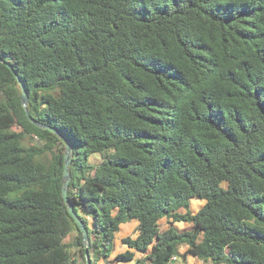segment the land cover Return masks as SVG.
<instances>
[{
    "label": "trees",
    "instance_id": "16d2710c",
    "mask_svg": "<svg viewBox=\"0 0 264 264\" xmlns=\"http://www.w3.org/2000/svg\"><path fill=\"white\" fill-rule=\"evenodd\" d=\"M0 57L62 135L0 62V264H264V0H0Z\"/></svg>",
    "mask_w": 264,
    "mask_h": 264
},
{
    "label": "water",
    "instance_id": "95a60500",
    "mask_svg": "<svg viewBox=\"0 0 264 264\" xmlns=\"http://www.w3.org/2000/svg\"><path fill=\"white\" fill-rule=\"evenodd\" d=\"M0 62L3 63L12 72V74L15 77V79L17 80V82H18V84L20 86V89H21V102H22V105H23V107H24V109L26 111L28 95H27L25 86L23 84V81L21 80L20 76L18 75V73L12 67V65L10 63L6 62L1 57H0ZM26 115H27V118L29 119V121L31 123H33L34 125H36L38 127H42V128L48 129L51 132H53V133L57 134L58 136L62 137V135L55 128L34 120L29 115V113L27 111H26ZM63 146L65 148L64 166H63V174H62V177L64 179V183L62 185L61 195H62V198L64 200V203L67 205L68 213L74 219V221H75V223H76V225L78 227V230L82 232V236H83V240H84V243H85V247H87L89 245V236H88L87 228H86L84 222L79 217V215L74 211V207H73L72 203L70 202V200L68 198V195H67V186H68V183H69V180H70V172L68 171V167H69L70 162H71V157H70L71 144H70V142L68 140L64 139ZM84 256H85V264H90V262H91L90 261V256H89V253L87 251H85V255Z\"/></svg>",
    "mask_w": 264,
    "mask_h": 264
},
{
    "label": "rangeland",
    "instance_id": "374dc122",
    "mask_svg": "<svg viewBox=\"0 0 264 264\" xmlns=\"http://www.w3.org/2000/svg\"><path fill=\"white\" fill-rule=\"evenodd\" d=\"M34 141H36V140H34ZM34 141H31L30 138L26 139V143H33ZM64 153H65V149H64ZM86 161L89 165L96 166V165L100 164L101 156L97 153L89 154L87 156ZM203 203H204V201L192 200L190 203L191 211L193 213H195L201 207V205H203ZM129 222H131V221H129ZM160 224L164 228L167 226L165 219H161ZM174 226L178 229H182V228L188 227V224H186L184 222H176V223H174ZM186 248L187 247L185 245L181 246L179 249L180 254L185 253ZM176 260L177 261H174L173 263H175V264H200L197 261V258H195L194 256H192L190 254H185L184 257H182L181 255L177 256ZM133 263L136 264V262L134 260H133ZM82 264H83V262H82ZM128 264H130V263H128ZM201 264H203V263L201 262Z\"/></svg>",
    "mask_w": 264,
    "mask_h": 264
},
{
    "label": "crops",
    "instance_id": "0c3cea01",
    "mask_svg": "<svg viewBox=\"0 0 264 264\" xmlns=\"http://www.w3.org/2000/svg\"><path fill=\"white\" fill-rule=\"evenodd\" d=\"M164 228V227H162ZM137 221H131V222H127V223H124L120 226V230L119 232L116 234V238H115V241H114V244H115V249L112 253V255L109 257V261L110 263L109 264H134L133 263V260L136 262V259H138L139 257H141V254L140 253H137L135 252L134 254V259L131 260V261H126V262H117L115 259H114V256L116 254H119V253H122L124 252L125 250H127V246L122 242V239L127 237V236H130V237H135L137 235ZM200 264H201V261L197 260ZM76 264H82L81 260H77L76 261ZM98 264H104V261L103 260H100L98 262ZM137 264V263H136ZM172 264H175V263H172Z\"/></svg>",
    "mask_w": 264,
    "mask_h": 264
},
{
    "label": "built area",
    "instance_id": "2783aa9c",
    "mask_svg": "<svg viewBox=\"0 0 264 264\" xmlns=\"http://www.w3.org/2000/svg\"><path fill=\"white\" fill-rule=\"evenodd\" d=\"M175 260H176V257H173V258H172V261L174 262Z\"/></svg>",
    "mask_w": 264,
    "mask_h": 264
},
{
    "label": "clouds",
    "instance_id": "9594fccd",
    "mask_svg": "<svg viewBox=\"0 0 264 264\" xmlns=\"http://www.w3.org/2000/svg\"><path fill=\"white\" fill-rule=\"evenodd\" d=\"M176 261V260H175ZM171 263H173V261H171Z\"/></svg>",
    "mask_w": 264,
    "mask_h": 264
}]
</instances>
